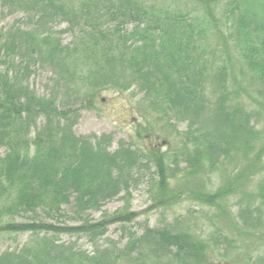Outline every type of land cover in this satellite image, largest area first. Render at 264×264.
<instances>
[{"label":"trees","instance_id":"1","mask_svg":"<svg viewBox=\"0 0 264 264\" xmlns=\"http://www.w3.org/2000/svg\"><path fill=\"white\" fill-rule=\"evenodd\" d=\"M224 1L229 8L221 22L211 14ZM169 2L0 0L8 12L22 11L30 24L0 31V146L6 148L0 156V231L37 236L34 246L28 242L17 252L2 253L0 264H144L145 255L153 264H210L213 253L222 257L234 237L251 236L253 229L264 227V124L256 120L264 109L255 112L241 96L245 89L229 85L226 67L213 72L208 68L203 54L209 31L201 28L197 12L221 22L223 27L216 30L231 34L218 42L215 52L228 42L241 55L246 79L264 86V0ZM59 23L65 24L62 32L71 34L67 44L53 31ZM35 65L47 66L52 73L47 96L36 95L28 84ZM132 88L138 91L136 108L143 119L136 137L145 139L157 131L165 140L181 135L183 140L171 138L169 144L174 146L172 156L178 150L186 163L169 165L168 153L155 146L144 151L133 143L121 144L109 152L104 139L90 141L74 134L79 99L91 106L102 91ZM208 89L216 97L212 103ZM64 92L75 102L60 99ZM171 119L187 121L185 131H177ZM156 123L162 124L160 129ZM227 159L241 162L242 168L228 175L223 169ZM148 164L154 171L155 204L170 207L188 199L214 207L223 220L221 227L207 237L174 231L172 225L146 227L141 235L128 232L122 249L115 250L113 243L97 246L109 225L129 223L136 213L104 214L94 222L80 215L127 192L126 178ZM217 167L226 179L214 189L201 186V177L207 173L211 179ZM173 179L177 187H171ZM231 198L238 200L239 220L229 215ZM70 203L81 224L2 222L6 216L34 214L37 209L59 212ZM235 231L239 235L231 234ZM62 233L88 237L95 246L93 255L85 256L73 244H57L56 236ZM257 242L264 245V238ZM250 254L244 264H264V246Z\"/></svg>","mask_w":264,"mask_h":264},{"label":"rangeland","instance_id":"2","mask_svg":"<svg viewBox=\"0 0 264 264\" xmlns=\"http://www.w3.org/2000/svg\"><path fill=\"white\" fill-rule=\"evenodd\" d=\"M143 4H158L161 6L171 5L176 6L175 1L169 0H139ZM180 9L187 8L185 4L177 3ZM226 1L221 3L215 10L212 11V17L215 20L226 18ZM189 9V8H187ZM199 16V23L201 28L209 31L207 40L209 41L205 47V56L208 68L215 71L219 67H226L228 69V83L231 87H240L245 89V93L241 94L243 100H246L247 104L255 110V112H261L264 109V86L257 84L255 81H248L246 79V71L244 65L241 63V55L236 51L235 47L225 42V45L219 46L215 52V47L220 40H225L224 36H230L229 31L220 32L216 30V27H223V24L219 21L216 25L213 19H207L205 12L200 9L197 10ZM191 15V14H190ZM192 16V15H191ZM16 25L22 28H29L30 24L26 20L25 15L22 11L8 12L6 8L0 6V31H5L12 25ZM65 24L59 23L54 25L53 31L59 33V38L62 44H67L71 40V34L62 32ZM223 29L221 28V31ZM223 35V36H221ZM205 37V35H203ZM219 37V38H218ZM208 47V48H207ZM202 47V51H203ZM52 73L47 66L35 65L33 72L31 73L28 84L34 90L36 95L47 96L51 91L50 78ZM235 78L236 81L233 79ZM138 91L135 88L128 90L123 93L110 91H102L98 93L92 101V105L88 106L84 102V99H79L75 104L79 109V115L77 122L72 127L74 134L78 137L89 138L90 141H94L95 138L104 139V148L107 151L112 152L116 150L121 144L126 145L133 143L135 146L140 147L146 151L147 147L155 146L160 148L161 151L167 152V163L169 165L176 163H186L185 157L181 156L179 151L172 156L173 143L169 144L171 138L175 140H183L181 135L174 133L171 138L166 140L162 135H156L157 132L162 134L161 131L155 132L156 134L145 139H138L136 137V130H139V124L143 123V119L140 110L136 108ZM206 96L210 102L216 98L213 94L211 95V89L206 90ZM249 96L250 99L246 97ZM60 99H67V102H75L71 99L70 93H61ZM83 97V96H81ZM86 101V99H85ZM258 110V111H257ZM264 112V110H263ZM153 117V116H152ZM206 117V116H205ZM154 119V118H153ZM264 116L256 119L260 122L261 126L263 123ZM171 123L176 126L177 131L183 132L186 129L187 121H177L171 119ZM35 125L39 124L36 120ZM32 124L30 128L31 134L35 130V125ZM196 124H201L196 122ZM203 124H207L204 121ZM154 125V124H152ZM160 129L162 124H155ZM143 135V134H142ZM168 140V141H167ZM5 146H0V156L5 154ZM240 155V151H239ZM241 156V155H240ZM222 160V159H221ZM223 162V161H222ZM221 162V163H222ZM141 166H144V161L141 162ZM220 167V165H219ZM219 167L212 174L211 179L208 180V175L201 177V186H207L209 189H214L219 183H222L226 179L227 175L221 173L218 170ZM242 168L241 162H229L226 160L225 167L223 169L231 175L235 170ZM218 170V171H217ZM264 177V173L261 174ZM154 178L153 167L148 164L147 167H142L136 172H132L127 178V189L128 191H121L116 196L108 199L98 210H88L86 213L80 216L85 219L94 222L99 220L104 214L111 215L116 212L131 211L136 213V217L129 223L126 224H112L106 229L105 234L98 239L96 242L97 246L101 248L109 246V243H113L115 250L122 249L126 243V235L128 232H134L136 235H141L146 227H157V226H171L174 231H185L191 232L196 235L207 237L208 234L213 233L216 227H221L222 218L217 216V210L214 207H208L204 204H197L191 200L183 201L179 200L176 204L170 207H162L155 204L152 197V185ZM172 186H178V180H172L170 183ZM252 190L256 192L254 187ZM227 209L229 215L234 220H239L237 217L238 212V200L237 198H231L227 202ZM153 206V207H152ZM59 212L48 210L44 208L42 210L37 209L34 214L29 212L15 214L11 217H4L2 222L7 220H13L16 222L30 221L31 219L42 220L48 223H55L59 225H78L81 224L82 220L74 212V206L72 203L64 204L60 208ZM264 219V211L261 214ZM230 230V229H229ZM232 231V230H230ZM254 235H247L242 237H234V243L231 247H224L223 256H217V253H213L210 264H244L247 256L250 253H255L258 248H263V244H258L257 238H264V227L254 230ZM233 235H239L237 231L231 232ZM37 236L26 233H9L0 231V255L4 252L12 253L19 251L28 242L31 246H34L33 240ZM213 246V241H209ZM263 242V241H262ZM56 243L73 244L77 250L82 251L85 256H92L95 250V246L88 239V237L79 234H59L56 236ZM261 245V246H260ZM245 247V248H244ZM247 251V252H245ZM143 262L144 264H153L150 261V256L145 255ZM121 264H131L126 260H121ZM87 264V263H84ZM132 264H138L133 262Z\"/></svg>","mask_w":264,"mask_h":264}]
</instances>
